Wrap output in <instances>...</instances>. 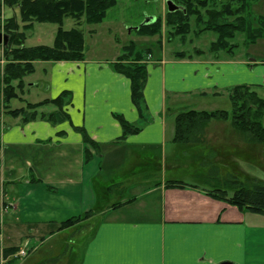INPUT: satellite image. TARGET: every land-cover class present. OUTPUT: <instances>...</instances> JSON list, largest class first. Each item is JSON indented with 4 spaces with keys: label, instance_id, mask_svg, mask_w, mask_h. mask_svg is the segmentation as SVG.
I'll return each mask as SVG.
<instances>
[{
    "label": "crops",
    "instance_id": "0c3cea01",
    "mask_svg": "<svg viewBox=\"0 0 264 264\" xmlns=\"http://www.w3.org/2000/svg\"><path fill=\"white\" fill-rule=\"evenodd\" d=\"M215 59L161 57L148 63L141 114L132 105L130 81L112 68L116 60L85 56L82 61L35 62L34 73L41 66L43 78L27 83L23 79L19 97L29 93L26 84L41 89V100L27 102L32 104L70 92L63 109L68 119L22 122L1 116L0 264L6 262L4 249H17L7 259L15 257L17 264H24L40 246L56 239L58 251L50 246L46 252L56 256H36L33 264L64 255L77 264H264V214L239 210L185 182L183 188L165 186L166 181L182 182L166 179L167 157L174 166L193 164V156L204 151L229 154L236 161V154L246 147L237 148L231 133L225 134L227 142L211 141L202 147H181L172 140L176 105L185 108L191 100L224 98L222 93L236 85L253 86V67ZM245 71L246 78L240 74ZM169 100L172 107L167 106ZM55 109L48 104L38 112ZM114 115L140 130L120 140L122 130ZM210 124L206 132L212 131ZM74 127L84 129L99 145L100 156ZM226 130L232 132L231 125ZM86 149L92 153L88 162ZM229 172L226 169L222 176ZM238 172L243 173L239 165ZM115 183L122 184V192L108 195L105 188ZM117 203L124 204L112 207ZM90 210L95 211L90 219L96 224L89 234L76 236V226L61 229L64 221ZM62 239H76L74 251L67 247L60 254Z\"/></svg>",
    "mask_w": 264,
    "mask_h": 264
},
{
    "label": "trees",
    "instance_id": "16d2710c",
    "mask_svg": "<svg viewBox=\"0 0 264 264\" xmlns=\"http://www.w3.org/2000/svg\"><path fill=\"white\" fill-rule=\"evenodd\" d=\"M170 1L179 9L172 13L167 12L166 9L163 18L157 17L152 23L139 26L136 30L138 35L160 36L164 28L168 40L171 37H178L184 41L186 35L190 33L199 36L204 32H212L216 35V39L209 45L208 52L214 55L219 52H232L237 45H232L231 42L237 35L243 36V45L246 46L264 38V17L257 18L256 27H254L249 14L251 4L257 0ZM116 3L117 0H0V32L2 29L3 34L8 38L7 45H0L2 49V58L0 59V145L3 113L14 118L19 117L22 122L41 119L49 123H58L68 119V115L63 111L70 102V92L67 91L62 92L53 100L46 99L35 104L26 103L20 109H11L10 102L19 98V94L23 91V79L34 73L35 62L84 60L83 33L78 28L64 30L62 24L65 19L75 21L76 25H80L82 22L87 25L99 24L105 19L107 11ZM3 8L17 9L19 18L11 16L2 20ZM34 23H49L58 26L51 47L24 46L25 32L30 30ZM129 48L132 52L134 44L131 43L124 52H127ZM147 52L150 54L151 49H147ZM175 57L185 58L187 56L183 52H178ZM118 60L112 64V68L117 74L130 81L131 102L141 114L144 110L143 88L147 77L146 67L136 62L141 60V53L136 52L134 62H128L127 57H119ZM252 87L236 85L227 90L230 111L192 109L176 114L173 121V142L181 147H199L204 144L203 133L210 122H229L232 129L241 134L247 142L262 146V159H264V127L261 123V118L264 115V98H261ZM48 104L56 108L54 112H38L39 108ZM114 118L122 130L120 140L127 135L136 134L140 130L139 126L126 122L120 115H114ZM74 130L80 133L83 143L100 156L99 145L88 137L84 129L74 127ZM206 154H209L210 158H202L200 154L193 156V160L197 163L201 162L200 164L206 165V172L196 176L197 180L205 185L206 188H201L206 191V194L235 206L239 210L264 214V181L243 174L244 181H241L236 176L240 173L238 164L232 160L229 154L211 155V152ZM91 155L92 153L86 149V162L91 160ZM214 161L218 162L215 164ZM219 169H230V172L222 176ZM165 186L167 188H183L185 184L179 181H166ZM122 190L121 183L111 184L105 188L108 195L119 194ZM122 204L124 203H117L112 207L116 208ZM94 214L95 211L90 210L82 215L72 217L61 223V229L73 227ZM16 252L18 250L15 248L4 249L2 251L3 257L6 259L4 264H17L18 260L15 257L7 259L14 256ZM57 261L54 259L53 261H42L39 264Z\"/></svg>",
    "mask_w": 264,
    "mask_h": 264
},
{
    "label": "rangeland",
    "instance_id": "374dc122",
    "mask_svg": "<svg viewBox=\"0 0 264 264\" xmlns=\"http://www.w3.org/2000/svg\"><path fill=\"white\" fill-rule=\"evenodd\" d=\"M165 10V0H117L116 5L107 11L106 17L101 23L95 25H87L82 22L80 23V25H76L75 21L71 19H65L63 21L62 28L64 30L78 28L82 31L84 38L85 56L90 60L95 59L104 62H113L117 58H114V56H118V58L127 57L128 62H134L136 52H140L141 60L135 61L139 65H144L145 67L148 63L156 62V59H161V57H163L164 59H170L175 61H200L205 59L207 61H214L216 60L215 57H220L223 58L224 61L231 60L235 61L236 63H246L248 69L249 67H253V71L250 74L251 84H253V90H255V92H257V94L261 98H264V38L258 39L254 44L246 46L243 45V36L237 35L236 38L231 42L232 45H237V47L233 49L232 52H219L217 55H214L208 52L209 45L216 39V35L212 32H204L199 36H194L192 33H190L186 35L184 41H181L178 37H171V39L168 40L167 33L164 28L160 36L156 35L154 37H145L137 34L135 30L137 27L144 23L148 18H152L154 20L157 17L163 18ZM249 14L251 16L252 23H254L253 26L256 27V19L262 16L264 17V0L254 1V3H252L250 6ZM11 16H16V18H19L17 9H2V20ZM57 27L58 26L55 24L34 23L32 28L25 32L26 38L24 40V46L31 47L43 45L51 47ZM1 32L3 33L2 29ZM131 43L134 44L133 51L131 52L129 48L127 52H124L126 47H128ZM147 49H151V51H153L154 53V56L150 58V51L147 52ZM178 52L185 53L187 57L176 58L175 55ZM1 58L2 50L0 47V59ZM118 58L115 62L119 61ZM41 69V66H37V70L35 71V73L28 75L24 78L25 83L33 82L37 78L42 79L43 73L41 72ZM240 74H242V76L246 78V71L241 72ZM258 80H261V82L263 83L260 84ZM26 90L29 93L24 94L23 97L13 99L10 102L11 109H20L23 108L27 102H36L38 100H41V89L36 91L33 89V87L29 88L26 84L25 91ZM222 95H225V97L213 99L211 96H208V98L206 99H196L195 103L191 100L190 104L192 103V105H187V107L185 108H183L181 105H176L174 108L177 109V112L179 113L191 109L207 111L222 109L230 111V102L227 98V91H224ZM170 100L167 102V106L172 107L170 104ZM49 108L52 107L49 106ZM210 123V125H213L210 126L212 127V131L206 132V129L204 130L203 146L207 144L208 146H210L211 141L227 142L223 141L226 140L224 139L225 134L229 135V133H231V135L236 137L235 139H233L232 137L230 139L237 141V143H235L237 148H241L243 147V145L246 146L243 150H240L239 156L238 154H236L235 157L237 164L241 167V170L244 173H239L238 175H236L237 178L241 181H244L243 175H246L264 181V169H262V166H264L262 165L264 159H262L261 153L262 146L252 145L251 143L247 142L241 134L235 132L233 129L232 132L227 131L226 127L230 125L229 122L212 121ZM261 123L264 127V115L261 118ZM222 129H224V131ZM220 130H222V132ZM248 143L250 145H247ZM201 157L210 158L209 154H206L205 151L201 152ZM242 158H244L245 160H243ZM179 160H181V158H179ZM192 163L193 164L178 163L176 166H174V162L170 161V158L167 157L164 161L165 168L163 174H165L167 180L175 177L178 178V180H182V182H185V184L195 185L198 187H205L204 184L200 183L199 180L195 178V175L204 174L206 172V165L200 164L201 162L197 163V161L195 160H193ZM256 163H258L259 165H257ZM223 171L225 170L219 169L221 175H223ZM115 199L116 198H112V201ZM95 224V218L92 220L89 218L83 222H80L79 224L75 225L78 228V231L75 233V235L77 236L78 234H89L95 227ZM58 240L59 239H56L52 243H45L40 246L35 256L29 258L26 262H24V264L35 263L34 259L36 256H56L54 255V253L47 255L46 252L50 251V246H53V250L55 251V249L59 247V244H57ZM75 241L76 239H62L63 248L62 251L59 250V253L62 254L61 252H63L64 248L66 249L67 247H69L70 251L73 248L74 251ZM20 257L17 256L18 259ZM77 262L78 261H73L71 259V256L68 258L67 255H64L62 259H59L57 262H50L48 264H77Z\"/></svg>",
    "mask_w": 264,
    "mask_h": 264
},
{
    "label": "water",
    "instance_id": "95a60500",
    "mask_svg": "<svg viewBox=\"0 0 264 264\" xmlns=\"http://www.w3.org/2000/svg\"><path fill=\"white\" fill-rule=\"evenodd\" d=\"M165 6H166V9H167V12H169V13H172V12H174V11H176V10H178L179 9V7L178 6H176L172 1H170V0H166L165 1ZM154 21V19H152V18H148L144 23H142L140 26H143V25H147V24H150V23H152ZM139 27H137L135 30H137ZM7 43H8V38H7V36L6 35H2L1 33H0V45H3V46H5V45H7Z\"/></svg>",
    "mask_w": 264,
    "mask_h": 264
},
{
    "label": "built area",
    "instance_id": "2783aa9c",
    "mask_svg": "<svg viewBox=\"0 0 264 264\" xmlns=\"http://www.w3.org/2000/svg\"><path fill=\"white\" fill-rule=\"evenodd\" d=\"M20 255H24V252H21Z\"/></svg>",
    "mask_w": 264,
    "mask_h": 264
},
{
    "label": "flooded vegetation",
    "instance_id": "af4514ba",
    "mask_svg": "<svg viewBox=\"0 0 264 264\" xmlns=\"http://www.w3.org/2000/svg\"><path fill=\"white\" fill-rule=\"evenodd\" d=\"M166 7V6H165Z\"/></svg>",
    "mask_w": 264,
    "mask_h": 264
}]
</instances>
